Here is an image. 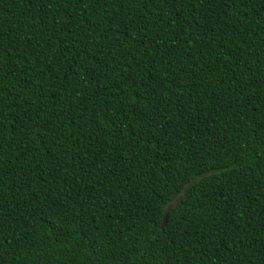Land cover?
<instances>
[{
  "label": "trees",
  "instance_id": "1",
  "mask_svg": "<svg viewBox=\"0 0 264 264\" xmlns=\"http://www.w3.org/2000/svg\"><path fill=\"white\" fill-rule=\"evenodd\" d=\"M0 264H264V0H0Z\"/></svg>",
  "mask_w": 264,
  "mask_h": 264
}]
</instances>
